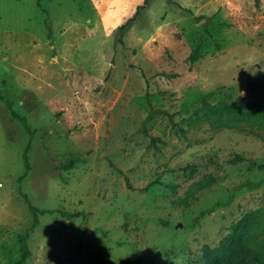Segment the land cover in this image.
Returning a JSON list of instances; mask_svg holds the SVG:
<instances>
[{
  "label": "rangeland",
  "instance_id": "1",
  "mask_svg": "<svg viewBox=\"0 0 264 264\" xmlns=\"http://www.w3.org/2000/svg\"><path fill=\"white\" fill-rule=\"evenodd\" d=\"M238 97L264 0H0V264L30 203L25 264H199L264 206V140L195 120Z\"/></svg>",
  "mask_w": 264,
  "mask_h": 264
},
{
  "label": "trees",
  "instance_id": "2",
  "mask_svg": "<svg viewBox=\"0 0 264 264\" xmlns=\"http://www.w3.org/2000/svg\"><path fill=\"white\" fill-rule=\"evenodd\" d=\"M21 119L24 121L22 117ZM195 120L210 122L216 128L240 129L264 140V104L247 102L242 97L231 102L211 103L205 100L202 112ZM25 126L29 129L26 124ZM25 160L29 171L31 164L28 149L25 152ZM210 183L211 180L201 181L198 186L203 188ZM261 183L262 181L248 184L251 188H255ZM26 199L28 200L27 197ZM30 208L35 216L34 223L21 235V255L15 264H25L32 254L28 239L31 231L38 225L39 217L38 208L31 203ZM71 264L82 263L74 259ZM199 264H264V206L248 211L218 246H205Z\"/></svg>",
  "mask_w": 264,
  "mask_h": 264
}]
</instances>
